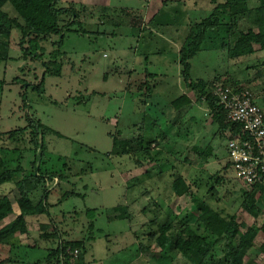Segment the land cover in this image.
Listing matches in <instances>:
<instances>
[{
    "label": "rangeland",
    "instance_id": "1",
    "mask_svg": "<svg viewBox=\"0 0 264 264\" xmlns=\"http://www.w3.org/2000/svg\"><path fill=\"white\" fill-rule=\"evenodd\" d=\"M63 1L110 6L107 14L80 17L82 23L72 24L60 44L52 42L55 37L26 40L24 47L31 53L43 52L36 60L18 45L21 35L14 29L8 55L0 60V130L24 126L28 117L49 127L51 130L43 134L47 155L43 165L62 175L57 186L56 179L48 183V187L55 186L47 198L48 213L27 216L28 233L0 244V261L6 257L12 260L10 264L43 260L55 243L43 240L31 245L39 235L40 223L52 220L63 238L85 239L82 259L69 264H192L180 254L173 256L147 246L150 232L168 219V206L175 211L192 206L189 196L172 194V166L186 176L202 162L191 151L179 157L182 163L173 156L166 159L167 153L161 151L157 165L150 170L156 173L152 183L141 186L138 179L143 176H137L141 167L127 155L109 153L115 136L142 133L151 139L167 131L170 136L166 142L179 150L188 144L204 148L209 143L208 170L219 169L230 179L220 194L225 189L231 191L228 202L240 221H257L237 208L236 198L245 186L238 182L232 167L222 169L229 159L227 135L211 123L205 105L195 102L179 111L169 105L170 100L187 91L178 62L187 24L208 15L212 0H169L165 4L164 0ZM159 9L160 17L150 22L148 19ZM258 55L264 57V52L257 51L253 57ZM49 59L64 61L61 75H44L43 62ZM235 62L225 51H201L191 60V75L214 78L216 74L235 72L239 78L249 79L247 87L264 110V65L248 68L249 63H245L236 69ZM147 71L156 73L155 79L147 78L156 87L151 97L145 98L144 90L137 86ZM189 95L194 100L191 91ZM0 193H6L18 210L19 192L11 183L1 185ZM259 194L253 191L263 205L261 220L264 200ZM34 195L39 198L41 190ZM117 204L127 205L128 218H109ZM13 218L10 213L4 222ZM263 238L264 233L259 232L256 244ZM250 256L257 264H264V254L258 249L253 248Z\"/></svg>",
    "mask_w": 264,
    "mask_h": 264
},
{
    "label": "trees",
    "instance_id": "2",
    "mask_svg": "<svg viewBox=\"0 0 264 264\" xmlns=\"http://www.w3.org/2000/svg\"><path fill=\"white\" fill-rule=\"evenodd\" d=\"M167 1L164 0V4ZM212 3L208 15L187 24L179 48L178 61L179 75L187 91L170 100L169 105L179 111L183 106L195 105V102L204 104L211 116V123L216 124L218 131L225 133L228 139L241 133V126L226 120V113L218 98L212 94L211 88L215 81H219L218 84L234 90H250L247 87L249 79L239 78L235 72L230 71L216 74L214 78H192L191 60L201 51L219 50L225 51L229 59L236 60L234 63L236 69L245 63H249L248 68L264 65L263 56L253 57L257 51L264 52V0H212ZM109 6L63 0H0V60L8 55L14 29L21 35L18 45L25 49L26 54L31 55V59L36 60L43 52L31 53L28 47H24L26 40H47L55 37L52 42L60 44L65 33L72 30V24L77 21L82 23L80 17L107 14ZM135 11L137 10H131V13ZM159 12L160 9L150 22L160 17ZM43 63L44 75L62 74L64 61L49 59ZM243 69L244 67L238 74H241ZM154 75L156 73L147 71L143 82L137 86L138 90H144L145 98L151 97L156 87L147 79L148 77L155 79ZM190 91L195 97L194 100L187 94ZM252 100L256 103L253 93ZM180 126L178 123L177 128ZM45 130L51 129L43 127L40 121L30 117L24 126L0 130V186L11 183L19 192L16 200L18 210H15L6 193H0V244H7L14 237L28 233L27 216L48 213L47 198L55 187L54 185L48 187V183L56 179L57 186L62 180V175L58 171L43 165L47 159L43 140ZM169 136L170 133L167 131H162L161 135L151 139H147L142 133L131 137L115 136L109 151L116 156L127 155L140 166L137 176L148 173L152 178L156 173L154 171L150 173V170L157 165L161 151L167 153L166 159L173 156L177 161L186 151H191L198 161L202 162L200 170L198 168L186 176L174 171L172 166V180L169 184L172 194L176 197L189 196L192 206L178 211L168 206L166 208L168 219L159 222L158 228L150 232L151 237L148 239L150 244L147 247H154L158 252L165 254L170 252L173 256L180 254L192 264H257L254 257L250 256V251L256 248L264 254V238L256 244L259 232L264 233V216L259 219L263 205L253 195V191L259 192V198L264 200V188L244 184L236 178L245 186L240 188V195L236 198L237 208L240 212L258 219L250 224L240 221L238 213L228 202L231 191L225 189L224 193L220 194L225 182H229L230 179L220 173L219 169L214 172L208 170L207 155L210 154V144L206 143L204 148L188 144L179 150L170 147L166 142ZM152 144H155L154 147ZM148 163L149 165L145 167ZM229 167L232 166L228 159L222 169L226 170ZM37 190H41L39 198L34 195ZM126 208L127 205L121 204L113 206L114 214L109 218H128ZM10 213L14 214V218L5 223L4 219ZM59 229L52 220L40 223L39 235L31 247L37 246L43 240L55 244L48 248L47 256L43 260L29 264H69L70 261L82 259L86 251L85 239L63 238ZM67 247L78 249V255L72 258L66 253ZM10 262H12L10 257H6L0 264Z\"/></svg>",
    "mask_w": 264,
    "mask_h": 264
},
{
    "label": "built area",
    "instance_id": "3",
    "mask_svg": "<svg viewBox=\"0 0 264 264\" xmlns=\"http://www.w3.org/2000/svg\"><path fill=\"white\" fill-rule=\"evenodd\" d=\"M211 90L226 120L241 126L242 132L230 136L226 143L235 177L244 184L264 188V111L252 100L248 89L234 90L217 83ZM66 253L74 258L78 249L67 247Z\"/></svg>",
    "mask_w": 264,
    "mask_h": 264
},
{
    "label": "crops",
    "instance_id": "4",
    "mask_svg": "<svg viewBox=\"0 0 264 264\" xmlns=\"http://www.w3.org/2000/svg\"><path fill=\"white\" fill-rule=\"evenodd\" d=\"M168 1H169V0H168ZM168 1H167V2H168ZM148 4H149V3H147V4L144 6L145 10H146V8H147L146 6H147ZM157 11H158V10H157ZM157 11H156V12H157ZM156 12H155V13H156ZM155 13H154V14H155ZM154 14H152V16H151L148 20H151ZM154 19H155V18H154ZM140 20H142V18H141ZM255 47L257 48V46H255ZM145 75H146V74H145ZM145 75H144V76H145ZM142 82H143V81H142ZM187 94H188V96H190V95H189V92H187ZM260 95H261V94H260ZM261 97H263L262 99L264 100V96H261ZM261 109H262V108H261ZM262 110H263V109H262ZM263 111H264V110H263ZM140 175L143 176V178L140 176L141 179H138L139 185L143 186V185H145V184H149V183H147V182H151V183H152V177H151V176H148V175H147V176L144 177L143 174H140ZM154 182H155V181H154ZM152 185H153V184H152ZM140 189L143 190L144 188L141 187ZM148 189H149V188H148ZM148 189H146V190L144 191V193L147 192ZM142 190H141V191H142Z\"/></svg>",
    "mask_w": 264,
    "mask_h": 264
}]
</instances>
